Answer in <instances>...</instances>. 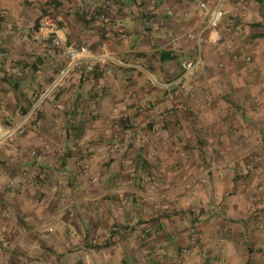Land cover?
I'll list each match as a JSON object with an SVG mask.
<instances>
[{
    "label": "crops",
    "instance_id": "obj_1",
    "mask_svg": "<svg viewBox=\"0 0 264 264\" xmlns=\"http://www.w3.org/2000/svg\"><path fill=\"white\" fill-rule=\"evenodd\" d=\"M201 1L215 29L191 0H0V128L25 129L0 138V264H264V0ZM49 3L90 54L35 112L65 58L26 36Z\"/></svg>",
    "mask_w": 264,
    "mask_h": 264
},
{
    "label": "built area",
    "instance_id": "obj_2",
    "mask_svg": "<svg viewBox=\"0 0 264 264\" xmlns=\"http://www.w3.org/2000/svg\"><path fill=\"white\" fill-rule=\"evenodd\" d=\"M196 2L198 8L201 12L206 14L208 22V28L215 29L221 19H222V10L221 6L218 5L217 7L209 9L204 2L201 0H191ZM53 10V5L47 7V13H50ZM169 38L173 39L172 34L169 35ZM34 39H38L40 41H49L50 45L53 47H62L63 53L65 56V64L63 67L59 68L52 80L45 85L44 87L35 91L33 95V103L31 108L33 111H38L40 105L45 102H52L54 100V93L56 92L59 85L63 83L65 78L74 71L75 68H78L82 61L86 58L88 54H90L89 48L83 42L80 43H71L67 45H62L60 37L57 35V25L52 19L51 16H43L38 23V31L34 34ZM220 39L219 35H216L214 40L218 41ZM199 64V57L193 58L188 57L185 58L181 62V73L180 76L170 82L169 89H170V97H175L179 95V93L192 90L193 85L191 81L196 73V69ZM20 73L19 75H21ZM25 129L22 125H10L5 128H0V138H12L14 135H22ZM25 173H22L24 177ZM19 184L14 181H10L5 185L6 194L8 196H15L16 190L18 189ZM48 232H51L52 229L49 227L47 229Z\"/></svg>",
    "mask_w": 264,
    "mask_h": 264
},
{
    "label": "trees",
    "instance_id": "obj_3",
    "mask_svg": "<svg viewBox=\"0 0 264 264\" xmlns=\"http://www.w3.org/2000/svg\"><path fill=\"white\" fill-rule=\"evenodd\" d=\"M135 1V0H134ZM50 5H53V4H51V3H49L47 6H46V8L42 11V14L39 16V17H37L35 20H34V22L32 23V25L30 26V31L28 32V34L26 35L27 37H28V39L29 40H31V42H35V43H39V44H44V45H46L47 47H49V48H52V49H54V50H56L57 51V49L56 48H61V47H53V46H51L50 45V43H49V41H40V40H38V39H34V34H36L37 33V31H38V23H39V20L43 17V16H51L52 17V19L54 20V22H56L55 21V19L53 18V16H52V14H53V12H54V10H55V6L53 5V10L50 12V13H48V14H46L47 12V7L48 6H50ZM1 15H0V50H2V49H4L5 50V48H3V47H1V44H2V39H1V37H2V34H1V29H2V27H3V13H0ZM62 51H63V48H62ZM61 52V51H60ZM63 53V52H62ZM64 64H65V59L63 60V63L61 64V66L59 67V68H61V67H63L64 66ZM59 68H57V70L59 69ZM56 70V71H57ZM56 73V72H55ZM54 73V74H55ZM54 76V75H53ZM51 80H52V78H51ZM50 80V81H51ZM37 91V90H36ZM32 104V103H31ZM128 200H126V202H127V204H128V206H127V208H125V209H123V216L126 218V216L128 215V211H129V209H130V207H131V203H133L134 202V196L133 195H130L128 198H127ZM131 202V203H130ZM164 211L163 212H166L165 213V215L164 216H162V217H166V218H169L170 216H172V215H170V213H169V215H167L168 214V212H170V210L168 209V210H166V209H164V208H162ZM173 213V215L174 216H179V215H182L183 213L185 214V212H176V211H172ZM163 215V214H162ZM152 218H154V216H152ZM130 226L129 225H125V228L126 229H128ZM117 228V225L116 226H114L112 229H113V231H114V229H116ZM111 232H112V230H111ZM86 233V232H85ZM92 239L95 241V236H93L92 237ZM91 240V239H90ZM84 244H86V246H88V245H90V242H89V240H88V242L87 243H84ZM92 244V243H91Z\"/></svg>",
    "mask_w": 264,
    "mask_h": 264
},
{
    "label": "rangeland",
    "instance_id": "obj_4",
    "mask_svg": "<svg viewBox=\"0 0 264 264\" xmlns=\"http://www.w3.org/2000/svg\"><path fill=\"white\" fill-rule=\"evenodd\" d=\"M2 5V4H1ZM5 11V8H1L0 7V13H2V12H4ZM1 15V14H0ZM34 22V21H33ZM32 22V23H33ZM32 23H31V25H32ZM30 25V26H31ZM30 29V28H29ZM12 37H16L17 35H15V34H12L11 35ZM0 59H2L1 61L3 62V61H5V58H6V51L4 50V49H2V50H0ZM1 63V62H0ZM84 165H86V164H84ZM87 170H88V167H84V166H82L81 167V169H79V174L78 175H80V176H78V177H80V180H78V179H71L70 180V182H71V184H73L74 185V183H78L77 185L78 186H81L82 184H83V186H85V187H83V190L82 191H84L83 193H85V190H86V185H89V181H86V173H87ZM1 172V171H0ZM21 173V172H20ZM2 175V173L0 174V176ZM20 175V174H19ZM28 179V178H27ZM24 181V180H26L25 179V176L23 177L22 175H20V177H19V179L18 180H11V181H14V182H16L17 184H19V187H18V189L16 190V192L18 193V190H20V185L22 184V183H20L21 181ZM20 181V182H19ZM26 182V181H25ZM25 182H23V183H25ZM7 184V183H6ZM5 184V185H6ZM5 185L3 186V192H6V190H5ZM60 187V188H59ZM59 189V192H61V190H62V187L59 185L58 186V188H57V190ZM16 193V194H17ZM16 196V195H15ZM81 196H83L82 194L80 195L79 193H75V194H73V197H72V202L74 201H76V199L78 200ZM14 197V196H13ZM117 201V200H116ZM159 202H161V204L159 203L158 204V208L156 209V212H154V211H152L151 213H153L152 214V216H154V218H159V217H162V216H164L165 215V213L166 212H163L164 210L162 209L163 208V201H159ZM163 214V215H162ZM195 214H196V212H191L190 213V215L192 216V218H194L195 217ZM167 215H169V212H168V214ZM194 215V216H193Z\"/></svg>",
    "mask_w": 264,
    "mask_h": 264
}]
</instances>
